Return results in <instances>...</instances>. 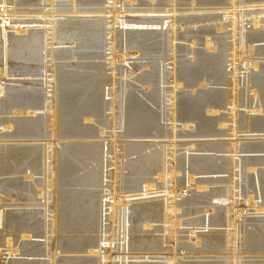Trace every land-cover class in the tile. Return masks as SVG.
Instances as JSON below:
<instances>
[{"label": "rangeland", "instance_id": "374dc122", "mask_svg": "<svg viewBox=\"0 0 264 264\" xmlns=\"http://www.w3.org/2000/svg\"><path fill=\"white\" fill-rule=\"evenodd\" d=\"M0 1H2V0H0ZM11 1L12 0H8V4L10 3L9 5H7L8 10L9 9L13 10V8L11 7L12 6ZM22 1H26V0H22ZM53 1H55L54 2L55 5H59V4L62 5V6L59 5V7H57V10L59 8H63L64 4H65L64 6H66V7L68 4H69L68 7L71 5V0L70 1L69 0H43V1L42 0H33L32 4L34 7L38 6L37 8H34V9H36V10L37 9H43L45 11V9H48V10L50 9V5L53 4ZM224 1H225L224 2L225 5H221V4H218V5L217 4L216 5L215 4H213V5H201L199 3L200 0H175V1H173L174 3H176L175 9L177 10L176 15L178 18L177 23H176L175 35H174V39H175L174 43L176 44L175 54H173V51H172L173 48L171 47L173 44L172 38H171L172 37V29H173L172 21H171V19H169L167 17V16H170L171 14L166 15V13L164 12L163 14H165V15L160 16L164 19H167L166 20L167 24L165 23V26H164L165 28H164V32L162 34V38L160 40H157L154 42L151 41L150 43H147L150 46H154V45L161 42L162 43L161 49L160 50L157 49L156 51L152 50L149 52V51H145V50H141V51L139 50L138 51L135 49H130V48L128 49V47H127L128 42L127 41H129V39H131L135 36L138 37L137 34H139V36H146L147 34L153 32L155 29H154V26H151V22L154 20V18L159 17V16H157V15H153V16L152 15L151 16L150 15H137V13H127L125 15V17L127 19H129V21L130 20L133 21V23H126L125 26L123 27L121 24L118 25L121 21L119 22V19H116V23H117V25H115V30H116L115 49H116V51H115L114 56L109 51V49L111 48V40H110L111 36H103V38H102L103 44L101 43L100 45H97V44H95V45L88 44L87 46L84 44H75L74 45V44H72L71 41H55V44H58L59 42L63 43L61 45H55V48L58 49L57 52L59 53V55H57L56 56L57 58H55V59L58 61L55 60L56 62L52 63L51 62L52 58L48 57L47 60L50 61V63L48 64V68H46L47 65H45V61H44L38 65V71L33 72L35 75H33V76L14 75V76H12L14 78L8 77L7 81H20V82H23V84L22 85L20 84L19 87H22V88L27 87L30 89L33 88L32 90L36 91L35 94L39 98L38 99L39 101L37 100L38 101L37 103L42 104V106H45L47 102H51V99H52L51 94L53 93L52 89L50 88L51 85L46 84V82L49 81L50 78L48 80H46L45 75L46 76L51 75L50 73L53 70V65H55V70L60 77H63V76L64 77H72V78H76V79L81 80L80 83L71 84L72 87H70L69 86L70 84H68L66 87L68 89H70V91L68 89L65 90V88L63 86L59 87L60 92H59V90L56 91L57 92L56 103L58 104V107L61 108L62 112L64 111V108L62 110V107H64V106L66 107L68 104V100L70 99L72 94H75L77 92L74 89H80L83 92V94L85 95L86 90H83L81 84L86 85V84L91 83V82H100L99 88L90 87V89L87 91V93L90 96V100H92V96H93L94 99L97 100L99 105L102 107V110L100 111V116L94 120V122H93L94 125L91 124V127L92 128L94 127V129H97L99 127V124H98L99 122L102 124H105L107 126V127H105L106 133H104L103 135H100L101 137L98 134L99 138H97L94 141H100L101 140L100 142L109 143V147H111V148L115 147L116 151L118 152V153H116L118 156L115 154L116 158H117V160H116L117 164L115 167H111V164H112L111 158H112L113 154L110 153L109 156L106 155L108 157L104 156V158H105L104 162H105V166L107 169L106 173H105L106 180L104 182V185L98 189V190H100V192H102V193H100V194H102L101 196L103 198L105 197L106 199H108L110 201L112 200V197H111L112 190H113L112 187L116 188L115 191H113V193H116V192L118 193V192H121L122 184L125 183V182H123V180L120 176L122 173V170H121L122 169V162H124V164L127 166V163L134 162L138 158V156L133 155V156L127 157V159L126 158L122 159L123 153L120 152V146H121L122 140L127 141V142H134V141L139 142L140 141L142 143L151 144V145H149L151 147L148 148L146 151H144L142 153V155H150L153 152L156 154H159L162 151H165V149L163 150V149L159 148L158 146L153 147V144L155 142H166V143L168 142V144L169 143L172 144L173 140L175 139L173 137L174 132H176V134H175L176 142L174 140V142L176 144H179V143L186 144V143H190V142H194V141L197 142L198 145L196 147V150H200V151L190 152V155L208 156L206 159L210 158V160L212 162H215V164L219 168V169L213 170V171L214 172L216 171L219 173L197 174L195 176L196 181H195V184L193 185L194 187L192 186L193 188L191 189V191H193V192H189V194L184 193L183 194L184 197L182 195L178 196V198L180 199V200L179 199L178 200L180 202L183 201L184 203H187V202H189L186 200L188 197H193V196L201 197V196L205 195L206 193L204 191L198 190L197 188H202L201 186L205 187V185H206V186H209L208 189L210 191L218 190V192L220 194L225 196V197H222V202L217 201V200L207 201L213 205H216L214 212L211 214L210 217L208 215H206V213L204 212L205 211V205L194 204V205L184 206L183 208H181L179 213L177 212V214L179 215L178 220L181 222V225L176 227V229H178V230H176L177 232L174 233L177 237V240H178V241L175 240L176 242L174 241V238H172L174 234H173V232H171L172 231V228L170 227V226H172L171 222L166 223L167 225L165 223H161V222H155V223H151V224L148 223L151 226V228H146L145 223L140 224L138 226L140 233L137 236L156 237V238L166 236L167 237V244H163V248H174L175 243H178V244L181 243V244L189 245L190 247H193L194 249H198L202 246V243H203L202 237H200V235L201 236L218 235V233H221V232H223V234H225L228 230L229 231L235 230L236 232H238L239 230L240 231L243 230L244 233L241 234V238H240V235L237 234V239L240 238L241 240L237 241L235 247L231 246L230 249H227V251L225 250L224 253L227 252L225 255H224V253L221 254V256H223V259L220 258L218 260L217 259L218 255L216 256L214 254H208L209 255L208 256L205 253L204 254L203 253L202 254L201 253H195V254L191 255L190 253H185L186 251H180L179 250L181 253L178 251V254H179L178 260L179 261L180 260L181 261H187L188 263L192 262V261H196V262H199L201 264H206V263L218 264L219 261H220V264H264V255L262 256V253H259V252H256L257 254L256 253H247V252L239 253V251H241L239 249H241V248H239V246H237L238 244H242V242L244 243L243 240H246L244 238L245 237L244 234L246 233L247 230L250 233H251V231L252 232L254 231V233H255V229H254L255 225H264V223L260 222V220L261 221L264 220V212L258 211L261 209L264 210V199H261L259 193L257 195L254 193V187H252L251 180L248 178L249 177L248 176L249 171L246 170L244 162H243L242 167H240L239 169H236L234 171H232L233 167L231 166L232 165V159H233L232 151H234V149H236V147L234 149H232L233 145H231V144L233 141H236V139L237 140L240 139V140H245L247 142H251V141L253 142V140H257V138H259L260 140H262V139L264 140V132H253V133L247 132L246 133L247 129L245 127V125H246L245 119L247 118L248 115H252L253 117L256 116L260 119L264 118V111L261 114H257L258 116L253 114V111L256 109V107H258V105H261L262 110H264V55L257 54L258 53L257 51L259 49L264 48V40L262 39V40H259L257 42H254V43L247 42V39H249L253 33L264 34V0H236V5H235L236 9H234V10L231 9L234 6L232 4L231 0H229V1L224 0ZM16 2L18 3L17 0H16ZM173 2H172V0H114V1H112V0H76V3L78 5L77 7L79 10H82L84 8H85V10L86 9L96 10L97 9L98 11L102 12L101 15L100 14H98V15L97 14H94V15H92V14H85V15L81 14V16L78 15L79 17L78 16L74 17L73 15H69V16L64 17L62 19H59V21L85 20V19L86 20H92L93 18H94V20H97L99 18V19L103 20L104 22L110 23V22H112L113 19L108 18L111 15H109V16L106 15L107 9H108V11L112 10V8H114L115 10L117 9V11H118L117 13H119L121 11L122 12H124V11L134 12V11H138L141 9L142 10H152V9H154V7L159 8L160 10H170V8L173 9V6H172ZM154 5H156V6H154ZM193 5H194V8L192 9ZM27 6H30V5H24V4L19 5V3H18L19 8H17V10L19 11V9H20V12H23V13L27 12V10L25 11V9H29ZM1 7L3 8L2 4H1ZM226 9H229V10L226 11ZM103 10H105V11H103ZM226 12H229L230 15L232 13L233 14L231 16H229V15L227 16ZM103 13H105V14H103ZM25 14H27V13H25ZM25 14L22 15L23 17L22 16H20L18 18L16 17L15 20L12 19L13 22H11V21L7 22V24H6V26L8 28L7 32H8V35L10 37H13V36L14 37H18V36L20 37V35H21V37H26V36H29L30 33L32 34V33L37 32V30L39 31V30L47 29V27L49 28V25H47L45 23L46 20H44L42 18L27 19V17H24ZM132 14H134V15H132ZM243 14L245 15V17L242 18L241 16ZM233 15H235V16L233 17ZM255 18L258 19V21H259L258 26L254 25ZM14 21L15 22L17 21L16 22L17 24ZM187 21L189 23H187ZM18 22H21V23H18ZM234 22H235V24H234ZM108 26L111 27V24H109ZM241 26H242V28H241ZM235 28H236V30H235ZM19 29H21V30L24 29L25 31L27 30V32L24 34L16 33L15 30H19ZM234 34H236V36H234ZM239 36H241L242 39H243V36L246 37V45L243 47H240V45H239V41H238ZM203 38H208V39L213 38V40L217 39V41H218L217 43H220V44H215L214 49H212L211 48L212 46L210 44H201L199 42V40H201ZM123 39H124V42H123ZM74 47L77 50H75ZM234 47H235V49H234ZM250 47L254 48L252 53L249 51ZM86 49H88V50H86ZM127 49L129 50V53H132V56L127 58V60L125 62H123V59H121L120 56L122 55L123 52H126ZM82 50H85V51H82ZM167 50H168V52H167ZM88 51H90V52L88 53ZM233 51H235L237 53L236 54V63H235V66H236L235 69L237 68L236 69L237 70V72H236L237 83L234 85V87L232 84V66H231V61L233 60L232 59ZM221 52L224 53V58H225L224 59V65H222V67H221L222 68L221 71H222V74L224 76L223 79L225 80V84L221 85V86L208 85V89L209 88H221L222 89L221 92L225 98L222 99L221 108L218 109L219 111L217 114L210 113L208 115L207 111H210V109L208 110L206 108H203L201 111L198 110V111L194 112V110H192L194 105H195L194 103L198 102L200 100V96H201L200 94H202L199 91H201V89H205V87L196 86V87H190L189 88L187 85L185 86V83H183L182 81L179 80V78H180L179 75H181V71L183 69H187V70L189 69L190 71L193 69V70L198 71V69H197L198 60L197 59H199L198 55H201V53L203 55L213 56V55H219V54H221ZM173 55H175V60L173 59ZM240 56H241V58H240ZM112 58H115L113 60V61H115V67H114V69H115L114 76L115 77H114V79H113V70H112L113 67L110 65V63H111L110 61H112ZM253 60H254V62H253ZM249 61H252L253 64L255 63L257 65V68L254 67L255 68L254 69L253 66H251L250 69L248 66H247L248 67L247 68L246 65L249 63ZM15 66H17V65L14 64L12 66L13 72L15 70L20 71V67L16 68ZM173 66L175 68L174 69L175 70V78H173V76H172ZM3 67H4V62H2V63L0 62V69ZM184 67H186V68H184ZM67 69L70 71H68ZM45 70H49L48 74H45L46 73ZM13 74L14 73H11L10 75H13ZM111 78H112V80H111ZM174 79H177L178 80L177 82H180L183 86V87L182 86L180 87L182 89H176L177 91H175L176 92L175 93L176 119L178 120V121H176L175 124L177 126L173 123V121L171 119V118H173L172 113H173V109H174L173 108V101L171 100L172 96H173L172 91L175 90L173 87V85H174L173 80ZM113 81L115 82V86H114L113 92L110 93V90H111L110 88H112V87L110 85L108 86V84H110V83L112 84ZM107 82H109V83H107ZM229 82H231L232 86L228 85ZM101 83H102V85H101ZM232 90L235 91V95L238 99L236 110L238 111V114H239L238 115L239 121H238L237 127H236L237 133H235L236 134L235 136H234L233 130H232L236 126L233 123V115H232L233 113L231 112L232 111V105H229V100L227 99L228 96L233 95ZM25 91H27V90H25ZM254 91H256L258 93V96H259V97H257L258 98L257 101L255 100V97H254ZM63 93L65 94L66 97H64ZM107 94H109L110 96H108ZM157 94H159V97H157ZM62 95H63V97H61ZM8 96H9L8 93L6 95H3L1 97V100L2 101L6 100ZM49 98H50V100H49ZM130 98H133V101L131 103L136 102V103L141 104V107H140L141 110L139 109L140 111L138 112L139 114L137 115V118H136V120L139 119V121L137 120V124L135 125V128H137V127L142 128L143 127L142 129L145 130L143 133L140 134V135H142L141 138H125V137H123L125 134V127H126L125 124H126V120H127L126 118L128 116H130V114H131L130 109L133 106V105L131 106V104L128 100ZM104 99L106 101H109L110 103H112L110 106V110L109 109L106 110V107H105L106 104H105ZM8 100L5 101V104L8 102ZM26 100L27 99H24V102H27ZM70 101H69V103H70ZM32 102L36 103V100L33 99ZM85 102L86 101L84 100L82 103H85ZM18 103L15 104V106H17V105L20 106L22 104H25V103H23V100L19 101ZM102 104H104V105H102ZM11 105L12 104H10V106ZM12 106H14V105H12ZM126 106H127V108H126ZM50 107H51V105H50ZM111 107H114L113 111H111ZM128 108L130 111L128 110ZM126 109L128 111L127 115H126ZM4 110H2V113H0V121H1L0 124L4 123L5 122L4 120H6V119L14 120L18 124L24 123V122H27L28 121L27 118L30 117L25 111H23L22 114H16L15 112H13L14 109H12V110L8 109L9 110L8 112H6ZM38 111H37L38 116L39 117L41 116V117H43V119H46V116H45L47 113L46 109L38 110ZM193 114L196 115V117L199 120L203 119L206 121L208 119L212 122L215 121V124H212L210 126V128L207 129V131H203V132H201L202 130L199 129L198 124L195 122H194V125L192 123H190L189 127L186 129L182 128V125L184 126L183 121L189 119L188 118L189 115H191V117H192ZM261 115H262V117H261ZM37 118H34L32 120H37ZM151 118H153V119H151ZM48 119H50V118H48ZM103 119H105L106 121ZM218 119H221L223 121L216 123V120H218ZM25 120H27V121H25ZM192 120H195V119H192ZM70 121H74V120L70 119L69 122ZM43 122H44V120H43ZM60 122H62L63 124L66 123L64 118L62 120H60ZM80 122L82 124H85L83 118L80 120ZM140 123H141V125H140ZM198 123H199V121H198ZM219 123L220 124L223 123V124H225V126L220 127L218 125ZM44 126H45V124L43 125V127ZM174 127H175V129H173ZM259 129H261V128H258V130ZM48 131H49L48 133L50 134L51 129ZM19 132H20V130L18 129L17 125H16V127L14 126L13 129L8 130V131H4L3 125H1L0 126V137H3L4 135L7 134L6 135L7 138H2L3 140L0 139V142L2 144H18V143L19 144H27L31 141L28 139L22 140V139H18V138L17 139L12 138L16 134L18 135ZM43 133L44 134H42V135H45V133H46L45 130ZM253 136H257V137H253ZM42 138H44V139H42ZM40 139L49 140V141L51 140V138L45 139V137H41ZM114 139H116V140H114ZM114 141H116L117 143H114ZM25 142H27V143H25ZM43 142H45V141H43ZM62 142H64V141H62ZM259 144H261V143L259 142ZM206 145H210L213 149L215 148V150L216 149L217 150L213 151V152L212 151H206L205 152V150H206L205 146ZM185 146H186V148H185ZM236 146H237V152H240V150H238L239 146L238 145H236ZM106 147H105V151L107 153L108 148H106ZM178 147H176V148H174L172 146H169V148L167 147L165 155H167L166 159L167 160L169 159L171 161L173 159V153H174L173 150H176V149L180 150L179 151L180 154L178 153L179 154L178 155V161L181 162L180 159L182 160V162L180 163V169H182V174L180 175V178L183 176V174H184V177H187L188 175L186 176V174H189V172H192L195 170H197L198 172L201 171V173H203V170L201 168L199 169L197 166H195L196 164H194L195 162H193L192 159H189L188 156L184 155V152H185L184 149L192 148V147H188V145H180ZM219 147H221V148H219ZM257 153H253V154L252 153H244V152L243 153L242 152L237 153V157L235 159L240 160V158H241V160H242V158L245 159V157H254V156L264 157V153L259 152V155ZM58 155H59V153L57 154V156ZM215 156L219 157L221 159H224L223 160L224 163L222 160L220 161V160L215 159ZM170 158H172V159H170ZM141 159L145 160L144 157L143 158L141 157ZM51 160L52 161L50 162V165L52 166L51 163H53V159H51ZM129 160H131V161L129 162ZM183 163H184V165H183ZM181 164L184 167L181 166ZM189 164H191V165H189ZM92 165L95 166L96 164H92ZM90 168L92 169L91 166L89 167V170H91ZM258 169H260V171H264V165L259 166ZM234 172L238 173V177H234ZM123 173L127 177L130 174L127 170L124 171ZM79 174L83 175V172H79ZM4 178H7V177L0 176V181H1V179H4ZM180 178L178 180L179 184H177V186H176L177 191H179L182 188L181 183H182L183 177L181 179ZM219 179L223 180V182H218V183L213 182L214 184L212 182L209 184L203 183L207 180L208 181H212V180L217 181ZM152 180L156 181L155 183L157 184V191L158 192L165 191V187H167V186H169L170 189H173L172 187L174 185L172 183L167 184L166 177H165L164 181L159 182L157 175L154 174L152 176ZM180 180H181V182H180ZM234 182L237 185L234 184ZM77 185H78V189L74 188V191H76V192L81 191V192H83L82 194L85 193L86 195H89L90 192H88L87 190H92L91 187H87V186L83 187V186H79V184H77ZM234 187H235V189H234ZM258 187H259V185H258ZM50 191L52 192V190H50ZM258 191H259V189H258ZM7 192H9V193L6 194ZM207 192H209V191L207 190ZM164 194L165 193L153 195V196H148V198L150 199V198H153L155 196L156 197L157 196H164ZM24 195H25L24 193H20L18 191H14V192L6 191L5 192V190L0 188V233L2 234V231H3V226H2L3 225V216L7 215V213H10V215L15 213V214L20 215V216L22 214L27 213L29 215L31 214L30 216H34V218H36V219H34V221L32 220V222L35 223V221H36V223H37V224L35 223L36 227L42 228V233L37 234V235H33L32 233H31V235L28 234L27 236H30V238L25 239V241L24 240L21 241V243H23V244L24 243H33L35 245H39L40 246L39 249H41L42 252L43 253L45 252V253H44V258L41 257V258H37V259L49 260L52 258L50 253L53 252L54 243L52 242V240H54L55 236H56V239H58L59 237L67 238V237H78L79 236V238H81V241H83V242L89 240L90 242L95 243L96 245L99 244L98 246L100 247L99 248L100 254H103V255L106 254L109 256L108 260H99V259L94 258V261L92 263L88 262V264L89 263L90 264H118V263L121 264L122 260L120 261L118 256L122 257V255L126 256V258L123 260L124 264H168V261H169L168 259L165 260V259L131 258V257H134V255H133V253L128 251V247L124 251H123V249L122 250L120 249V251L119 250L117 251L116 248H114L111 253H108V249L111 245H113V247L114 246L119 247V245L123 246V245H125L126 241H128L130 239V237L129 238L127 237L125 239V237L123 235V231H122L123 229L119 227L121 220L119 221L118 217L114 220L115 222L113 224L108 222L107 225L104 226V229H101V227H99L104 222V220L102 222H100L101 217H98V219H97V222L98 221L100 222V223L98 222L99 226H97L98 225L97 222H96V225L89 222L88 223L89 225L87 224L88 225L87 228H85V226L83 224H81V225L78 224L76 226V224H74L75 221H71V226H70V224H68V225L65 224L62 226L63 223H59V227H58L59 233L54 234V226H53L54 225L53 224V220H54L53 206L54 205L52 206V201L51 200L48 201L50 204L49 205L50 208L48 207L49 212H47L45 210V208H43V205L45 206L46 201L41 198L42 196L40 198H38V200H39L38 201V200H35V198L32 196L30 197V195H27V194L25 196ZM129 195H132V193H126L125 192V193H123L122 197H128ZM249 197H252L253 203H256L257 206L255 208L250 207L249 204L246 203L247 200L249 199ZM26 198H28V200ZM137 198L133 197L132 199L131 198L124 199L125 223L128 222V218L129 219L133 218L132 211H134L135 209H139V207L134 206L131 203H130V205L128 204L129 201H132V200L137 199ZM25 199L28 202H26ZM223 199H225V200H223ZM108 200H106V201L109 202ZM233 202H235V205H234L235 209L234 210L232 208ZM118 206H120V205H118ZM28 207H30V208H28ZM259 208H261V209H259ZM187 211L188 212L190 211V213L188 215H186ZM110 212H111V206H110V204H107L105 207V213L108 214ZM228 212H229V214H228ZM219 214H222L225 216V222L223 223V225L212 224V225H209V227L207 226V228H206L205 226H203L201 224H197L195 222L196 220H198L200 218H204L205 216H206V220L208 222V220L211 219V217L217 216ZM228 217L230 218L229 221H227ZM5 219H6V216H5ZM233 223L235 224L234 228L231 226ZM127 225H126V227L128 229L130 225H128V226ZM63 227H65V228H63ZM71 228L72 229L78 228V229L74 230L75 232H73V233H71V232L66 233L65 232L66 229H68V230L70 229V231H71ZM118 228H120V229H118ZM163 228H168L170 231H167V230L163 231ZM99 230H101L103 233L100 232ZM118 230H120V231H118ZM124 232H126V228H124ZM127 233H128V230H127ZM250 233H248V234H250ZM35 236H37V237H35ZM125 236H126V234H125ZM169 238H170V240H169ZM242 238H243V240H242ZM0 240H1L0 241V261H2V260L8 261V262H18L19 261L21 263V262H24L30 258V257H27L26 255H23L22 250H20V252L17 254L11 255L8 251V247L6 246V243H5L6 241H3L2 239H0ZM168 240L171 241L170 244H168L169 243ZM199 240L201 241V243L199 244L200 246L198 247L197 243L199 242ZM31 241H33V242H31ZM58 241H59L58 245L56 244V248L58 249V252H57L58 253V260H57L58 262L56 264H58V263L59 264H69L70 260H67L65 258L68 256L70 258L71 257H82V256L85 258L86 257H92V256H89V254L85 250H84L85 252L83 251L82 253L81 252L75 253L72 251L68 252L70 250H64V249H67V247L61 244L64 241L63 240H58ZM196 241H197V243H196ZM17 243H18V241H17ZM65 245L70 246V244L68 242L67 243L65 242ZM234 248H236V250H234ZM61 251H63V252H61ZM124 252H125V254H124ZM45 254H46V256H45ZM199 254H201V255H199ZM254 254H256V255H254ZM143 255L141 253H137L136 256L146 257L145 254H143ZM165 255L167 256V254H165ZM257 255H259V256H257ZM147 256H151V255H147ZM155 256H157V255H155ZM158 256L166 257L164 255H158ZM170 256L175 257L174 255H169V257ZM182 256L183 257L185 256V258H181ZM128 257H130V258L128 259ZM202 257H205V258L203 259ZM60 258H61V260H60ZM63 258H65L67 261H65ZM187 258H188V260H187ZM201 258H202V261H201ZM211 262H213V263H211ZM18 263H15V264H18ZM80 264H82V263H80ZM84 264H87V263H84Z\"/></svg>", "mask_w": 264, "mask_h": 264}, {"label": "bare ground", "instance_id": "6f19581e", "mask_svg": "<svg viewBox=\"0 0 264 264\" xmlns=\"http://www.w3.org/2000/svg\"><path fill=\"white\" fill-rule=\"evenodd\" d=\"M17 1H18L19 5L20 4L30 5V6H27L29 9H25V11L27 10V12L23 13V12H20V9H19V11L17 10V8H19V7H18V3L16 2V0L11 1V4H12L11 7L13 8V10L7 9L8 8L7 5L10 4V3L8 4V0L0 1V3L3 6V8H2L1 4H0V9H1L0 10V60H1L0 62L1 63L4 62V67L0 69V113H2V110H4V109H5L4 111H6V112H8L10 109L11 110L14 109L13 112H15L16 114H22L23 111H25L30 117L27 116L28 121L25 120L27 122L19 123V124L16 123L14 120L6 119V120H4L5 121L4 123L0 124V126L3 125V130L8 131V130L13 129V127L14 126L16 127V125H17L20 132L18 135L16 134L12 138H15V139L18 138V139H22V140L28 139L31 141L29 143L25 142L27 144H19V143L18 144H2L0 142V176L7 177L4 179H1L0 188L5 190V192L6 191H12V192L18 191L20 193H24L25 195L26 194L30 195V197L31 196L34 197L35 200H38V198H40L42 196L41 198L46 201L45 206L43 205V208H45V210L47 212H49L48 209L50 208L49 207L50 204L48 201L51 200L52 206L54 205L53 206V209H54V211H53V213H54V220H53L54 234L59 233V231H58L59 223H63L62 226L65 224H67V225L70 224V226H71V221H75L74 224H76V226L78 224L79 225L83 224L85 226V228H87V226L89 225L88 224L89 222L96 225L98 217H101L100 222H102L103 220H104V222L101 224V226H99V224H98L99 221H98L97 226L101 227V229H104V226L107 225L108 222L113 224L115 222L114 220L118 217L119 221L121 220L119 227L123 229L122 231H123V235H124L125 239L127 237L128 238L130 237V239L128 241H126L125 245H123V246L119 245V247L118 246L113 247V245H111L108 249V253H111L114 248H116L117 251L118 250L120 251V249L121 250L123 249V251H124L128 247V251L133 253V255H134V257H131V258L165 259V260L168 259L169 260L168 264H192V263L193 264H201V263L196 262V261H192L189 263L187 261H181V260L179 261L178 260V257H179L178 251L179 250L180 251H186L185 253H190L191 255H193L195 253H201V254L205 253L207 255L208 254H214L216 256L218 255L217 256L218 260L220 258L223 259V256H221V254H223L225 252V250L227 251V249H230L231 246L235 247L237 241L241 240L240 239L241 234L244 233L243 230L242 231L239 230L240 232L239 231L236 232L235 230H232V231L228 230L226 233L224 232L225 234H223V232H221V233H218V235H208V236H201L200 235V237H202L203 243H202V246L200 248H198L200 246L199 244L201 243V241L199 240L198 243L196 241V243L198 244L197 245L198 249H194L193 247H190L189 245L181 244V243L180 244L175 243L174 248H163V244H167V237L166 236L158 237V238L137 236L140 233L139 229H138V226L140 224L145 223L146 228H151V226L149 224L155 223V222H161V223H165V224L171 222V224H172V226H170L172 228L171 232H173V234H174L177 232L176 230H178V229H176V227L181 225V222L178 220L179 215L177 214V212L179 213L181 208H183L184 206L194 205V204L205 205V211L204 212L206 213V215H208L210 217L211 214L214 212L216 205H213L207 201L217 200V201L222 202V197H225V196L220 194L218 192V190L210 191L208 189L209 186H206V185H205V187L201 186L202 188H197L198 190L204 191L206 193L205 195H203L201 197H198V196L188 197L186 200L189 202H187V203H184L183 201L182 202L179 201L180 199L178 198V196H181V195L183 196L184 193L189 194V192H193V191H191V189L194 187L193 185L195 184V181H196L195 176L197 174L219 173V172L213 171V170H217L219 168L215 164V162H212L210 160V158L206 159L208 156L190 155V152L200 151V150H196V147L198 145L197 142L194 141V142H190V143H186V144H181V143L176 144L175 143L176 142V140H175L176 139V136H175L176 132H174L173 137L175 139L174 138L173 139L175 140V142L173 140L172 144H170V143L168 144V142L167 143L166 142H155L153 144V147L158 146L159 148H161L163 150L165 149V151H162V152L160 151L161 153H159V154H156L153 152L150 155H142V153L144 151H146L148 148L151 147V146H149L151 144L142 143L140 141L135 142L133 139L132 140L134 142H127V141L122 140V143L120 146V152L123 153L122 159H124V158L127 159V157L133 156V155L138 156L139 159L137 158L136 161L131 162V163H127V166L124 164V162H122V169H121L122 173L120 176H121L123 182H125V183L122 184L121 192H118L119 194L117 192L113 193V191H115L116 188L112 187L113 188L112 195H111V197H112L111 201L112 202L104 197L106 200L109 201V202H107L101 196L102 194H100V193H102V192H100V190H98L100 187H102L104 185V182L106 180L105 173H106L107 169H106L105 162H104V160H105L104 156H106V155L109 156L110 153L113 154V156L111 158L112 159L111 167H115L117 164V161H116L117 160V158H116L117 154L116 153H118V152L116 151L115 147H114L115 149L113 147L112 148L109 147V143L100 142L101 140L100 141H94L97 138H99L98 134L100 136V135H103L104 133H106L105 127H107V126L105 124H102L99 122L98 123L99 127L97 129H94V127L93 128L91 127V124L94 125L93 124L94 120L100 116V111L102 110V107L99 105L98 101L94 99L93 96H92V100H90V96L87 93V91L90 89V87L99 88L100 82H91V83H88L86 85L81 84L83 90H86L85 95L83 94V92L80 89H74L77 92L75 94H72V96L68 100V104L66 107L61 106L62 110L64 108V111L62 112L61 108L58 107V104L56 103V96H57L56 91L59 90V87H61V86H63L65 88V90H67L68 88L66 86L68 84H70L69 86L72 87L71 84L80 83L81 80L76 79V78H72V77H64V76L60 77L55 70V65H53V70L50 73L51 75H48V76L45 75L46 80H48L50 78V80L47 81L46 84H50L51 85L50 88L53 91V93L51 94L52 95L51 102H47L45 106H42V104L37 103L39 101L38 100L39 98L35 94L36 91L32 90L33 88L30 89V88L26 87L27 88L26 89V88L19 87L20 84L21 85L23 84V82H20V81H7L8 77L14 78V77H12L14 75H23V76L24 75L25 76L35 75L33 72L38 71V65L44 61H45V65H47L46 68H48V64L50 63V61L47 60L48 57L52 58V61H51L52 63L58 61L55 59V58H57L56 56L59 55V53L57 52L58 49L55 48V45H61L63 43L59 42L58 44H55V41H71L72 44H74V45L75 44H84L86 46L88 44L100 45L102 43L103 36H111L110 37L111 38L110 39L111 40V48L109 49V51L114 56L115 51H116V49H115V43H116L115 25H117L116 19H119V22L121 21L118 25L121 24L123 27L125 26L126 23H133V21H131V20L129 21V19H127L125 17V15L127 13H137V15H150V16L151 15L152 16L157 15V16H159V17L154 18V20L151 22V26H154V29H155L153 32L147 34L146 36H139V34H137L138 37L135 36V37L129 39V41H127L128 42L127 43L128 49L130 48V49H135L138 51L139 50L140 51L145 50V51H149V52L152 50L156 51L157 49L158 50L161 49V44H162L161 42L154 45V46H150L147 43H150L151 41L154 42V41L160 40L162 38V34H163L164 28H165L164 26H165L167 19H164L160 16L165 15V14H163L164 12L166 13V15L171 14L170 16H167V17L169 19H171V21H172L173 29H172V37L171 38H172L173 44L171 47L173 48V50H172L173 54H175L176 44L174 43V41H175L174 35H175L176 23L178 20L177 15H176L177 10L175 9L176 3L173 2L175 0H172L173 9L170 8V10H160L159 8L154 7V9H152V10H142L141 9V10L134 11V12H127V11L122 12L121 11V12L117 13L118 12L117 9L115 10L114 8H112V10H110V11H108V9H107L106 15H108V16L111 15L108 18L113 19L112 22H110V23L104 22L103 20H101L99 18L97 20H94V18H93L92 20H86L85 19V20L59 21V19H62V18L67 17L69 15H73L74 17L78 16V15L81 16V14H83V15H85V14H92V15L100 14L101 15L102 12L98 11L97 9L96 10L86 9L85 10V8H84L82 10H79L77 7L78 5L76 3V0H71V5L69 7H68L69 4L67 5L68 8L66 6H64L65 5L64 4L63 8H59L58 10H57V7H59V5H61V4L55 5V3H54L55 1H53V4L50 5V9L49 10L45 9V11L43 9H37V10L34 9V8H37L38 6L37 7L33 6V4H32L33 0H26V1L17 0ZM112 1H114V0H112ZM231 1H232V4L234 5L231 9L234 10V9H236V6H235L236 0H231ZM224 2H225L224 0H200L199 3L201 5H213V4L225 5ZM154 6H156V5H154ZM193 8H194V5H193L192 9ZM227 10H229V9H226V11ZM103 11H105V10H103ZM22 13L23 14L27 13V14H25L26 16L24 15V17H27V19L42 18V19L46 20L45 23L47 25H49V28L47 27V29H43V30H39V31L37 30V32L32 33V34L30 33V35L26 36V37H21V35H20V37L19 36L18 37H14V36L10 37L8 35V32H7L8 28H7L6 24L8 21L13 22L12 19L15 20L16 17L18 18V17L22 16L23 15ZM226 13H227V16L228 15L231 16L233 14L232 13L230 15L229 12H226ZM103 14H105V13H103ZM132 15H134V14H132ZM234 16L235 15H233V17ZM241 17L243 18V17H245V15L243 14ZM18 23H21V22H18ZM187 23H189V22L187 21ZM109 24H111V27L108 26ZM234 24H235V22H234ZM254 25L255 26L259 25V21L256 18L254 20ZM241 28H242V26H241ZM235 30H236V28H235ZM15 31H16V33H20V34H24L27 32V30L25 31L24 29H22V30L19 29V30H15ZM234 36H236V34H234ZM262 39L264 40V34L253 33L250 36V38L247 39V42L254 43V42H257V41L262 40ZM238 41H239L240 47H243L246 45V37L245 36H243V39L241 38V36H239ZM123 42H124V39H123ZM199 42L201 44H210L212 46L211 47L212 49H214L215 44H220V43H217L218 42L217 39L213 40V38L212 39L203 38V39L199 40ZM74 49H75V47H74ZM128 49L126 50V52H123L122 55L120 56L121 59H123V62H125L127 60V58L132 56V53H129ZM234 49H235V47H234ZM75 50H77V49H75ZM86 50H88V49H86ZM253 50H254V48L250 47L249 51L251 53L253 52ZM82 51H85V50H82ZM89 52L90 51H88V53ZM167 52H168V50H167ZM257 52H258L257 54L264 55V48L259 49ZM236 54L237 53L235 51H233V54H232L233 60L231 61L233 87L237 83V78H236V75H237L236 69L237 68L235 69V67H236L235 66ZM198 57H199V59H197L198 60V67H197L198 71L193 70V69L191 71L189 69L188 70L183 69L184 71L182 70L181 75H179L180 76L179 80L182 81L183 83H185V86L187 85L189 88L190 87H196V86L205 87V89H201V91H199L202 94H200L201 95L200 100L198 102L194 103L195 105L192 109V110H194V112L198 111V110L201 111L203 108H206L208 110L210 109V111L206 110L208 112V115L210 113L217 114L219 111L218 109L221 108L222 99H224L225 97L223 96V94L221 92V90H222L221 88H209L208 89V85L221 86V85L225 84V80L223 79L224 76H223L222 71H221V69H222L221 67H222V65H224V59H225L224 53L221 52V54L213 55V56L203 55L201 53V55H198ZM240 58H241V56H240ZM114 59L115 58H112V61H110L111 62L110 65L113 67V69H112L113 70V79L115 77L114 76L115 61H113ZM173 59L175 60V55H173ZM253 62H254V60H253ZM12 64L13 65L16 64L17 65V66H15L16 68L20 67V71L15 70L13 72V70H12L13 65ZM174 66L172 68L173 78H175ZM247 66L249 67V69L251 66H253V68L254 67L257 68V65L255 63L253 64L252 61H249V63L246 65V67ZM184 68H186V67H184ZM45 71H46L45 74H48L49 70H45ZM68 71H70V70H68ZM11 73H14V74L10 75ZM111 80H112V78H111ZM173 81H174L173 87L175 90H173V91L171 90L173 92V96H172V99L171 98L170 99L173 101V108H174L173 113H172L173 118H171V119H172L173 123L175 124L176 121H178L176 119V108H175V104H176L175 103V93L176 92L175 91H177L176 89H182V88H180L182 86V84L180 82H177L178 81L177 79H174ZM107 83H109V82H107ZM112 84L111 83L108 84V86L110 85L112 87V88H110L111 90L109 89L110 93L113 92V90H114L115 82L113 81ZM232 84H231V82L228 83V85H231V86H232ZM101 85H102V83H101ZM25 90H27V91H25ZM68 90L70 91V89H68ZM59 92H60V90H59ZM7 93L9 94V96L7 97L6 100L2 101L1 97L3 95H6ZM232 94L233 95L228 96L227 99L229 100V105H232V111L231 112L233 113L232 114L233 115V123L236 125L232 130H233V134L235 136L236 135L235 133H237L236 132L237 131V129H236L237 123L239 121L238 120L239 114H238V111L236 110L238 99L235 95L234 90H232ZM107 95L110 96L109 94H107ZM61 97H63V95ZM64 97H66L65 94H64ZM157 97H159V94H157ZM254 97H255V100L257 101V99H258L257 97H259V96H258V93L256 91H254ZM50 98H49V100H50ZM24 99H27L26 100L27 102H24ZM33 99L36 100V103L32 102ZM7 100H8V102L5 104V101H7ZM22 100H23V103H25V104H22L20 106H18V105L15 106V104H17L19 101H22ZM84 100L86 102L82 103ZM128 100H129L131 106L132 105L133 106L130 109L131 110L130 116H128V117L126 116L127 120L125 119L126 120V124H125L126 127H125V134L123 137H125V138H141L142 135H140V134L143 133L145 130L142 129L143 127L142 128H139V127L135 128V125L137 124V120L139 121V119L136 120V118H137V115L139 114L138 112L141 110L140 109L141 104L136 103V102L135 103L133 102L134 104L131 103L133 101V98H130ZM69 101H70V103H69ZM10 104H12L14 106H12V105L10 106ZM49 104L51 105V107ZM105 104H106V106H105L106 110H108V109L110 110V106L112 103L105 100ZM102 105H104V104H102ZM126 108H127V106H126ZM129 108H128V110H129ZM44 109H46V112H47L45 115L46 119H43V117H41V116L39 117L37 114L38 110H44ZM113 110H114V107H111V111H113ZM263 111L264 110H262V106L258 105V107H256V109L253 111V114H255V115L261 114ZM127 113H128V111L126 109V115H127ZM261 117H262V115H261ZM34 118H37V120H32ZM48 118H50V119H48ZM63 118L66 122L65 124L60 122V120H62ZM82 118H83L85 124H82L80 122V120ZM188 118L189 119L183 121L184 126L182 125V128H184V129L188 128L190 123H192L194 125V122H195L198 124L199 129L202 130L201 132H203V131H207V129L210 128V126L212 124H215V121L212 122L208 119L206 121L203 119L199 120L196 117V115H194V114L192 115V117H191V115H189ZM70 119L74 120V121L69 122ZM151 119H153V118H151ZM192 119H195V120H192ZM43 120H44V122H43ZM103 120H105V119H103ZM198 121H199V123H198ZM222 121L223 120L218 119V120H216V123L222 122ZM245 122H246L245 127L247 129L246 133L247 132L248 133H250V132H252V133L253 132H264V118L260 119L256 116L253 117L252 115H248L247 118L245 119ZM44 124H45V126H44L45 128L43 127ZM140 125H141V123H140ZM218 125L220 127L225 126V124H223V123H221V124L219 123ZM175 127L173 129H175ZM258 128H261L262 130L261 129L258 130ZM50 129H51V132L49 134L48 130H50ZM44 130L46 133H45V135H42V134H44L43 133ZM6 135H4L3 137H0V139L7 138ZM39 137L40 138L45 137V139L51 138V140L50 141L49 140H42L44 138L40 139ZM253 137H257V136H253ZM116 139H114V140H116ZM239 140L236 139V141H233L231 144V145H233L232 149H234L236 147V149H234V151H232V154H233L232 165H231L233 167L232 171L242 167L243 162H244L246 170L249 171V172L247 171L248 176H249L248 178L251 180L252 187H254V193L256 195L259 193L261 199H264V195H263L264 194V192H263L264 191V171H260V169H258L259 166L264 165V157L254 156V157H245V159L242 158V160H241V158H240V160L235 159L237 157V153H241V152L242 153L243 152L244 153H252V154L258 152L257 153L258 155H259V152L264 153V140L263 139L260 140L259 138H257V140H253V142L252 141L247 142L245 140L239 141ZM43 141H45V142H43ZM62 141H64V142H62ZM259 142L261 144H259ZM114 143H117V142L114 141ZM180 145H188V147H192V148L184 149L185 150L184 155L188 156L189 159H192L193 162H195L194 164H196L195 166H197L199 169L201 168L203 170V173H201V171L198 172L197 170H195V171L191 170L192 172H189V174H186V176L188 175L187 177H184V174H183V176H182L183 180L181 183L182 188L179 191H177L176 186H177V184H179L178 180L180 178V175L182 174V169H180V163L182 162V160L180 159L181 162L178 161V155L180 154L179 153L180 150H177V149L173 150V152H174L173 153V159L170 158V159H172L171 161L169 159L168 160L166 159L167 155H165L166 154L165 152L167 150V147L169 148V146L176 148ZM236 145L239 146L238 150H240V152H237V146ZM105 147L108 148L107 153L105 151ZM185 148H186V146H185ZM205 148H206L205 152L206 151H212L213 152V151L217 150V149L215 150V148L213 149L210 145H206ZM219 148H221V147H219ZM58 153H59V155L57 156ZM108 156H106V157H108ZM141 157L142 158L144 157L145 160L144 159L142 160ZM51 159H53V163H51L52 166L50 165V162L52 161ZM215 159L220 160V161L224 160V159H221V158L216 157V156H215ZM130 161L131 160H129V162ZM223 163H224V161H223ZM92 164H96V165L93 166ZM183 165H184V163H183ZM183 165L181 164V166H183ZM189 165H191V164H189ZM88 166L89 167L91 166L92 169L90 168L91 170H89ZM126 170L130 173L128 177L125 176L123 173ZM79 172H83V175L82 174L80 175ZM154 174L157 175L159 182L164 181L165 177H166L167 184L172 183L174 185L172 187L173 189H170L169 186H167V187H165V191L158 192L157 191V184L155 183L156 181L152 180V176ZM234 177H238V173L234 172ZM180 182H181V180H180ZM211 182L212 183L213 182L218 183V182H223V180H220V179L217 181H215V180L208 181L207 180L203 183L209 184ZM77 184H79V186H83V187H86V186L91 187L92 190H87L88 192H90L89 195H86L85 193L82 194L83 192H81V191H78V192L74 191V188L78 189ZM234 184H236V183L234 182ZM258 185H259V187H258ZM234 189H235V187H234ZM258 189H259V191H258ZM50 190H52V192ZM207 190L209 192H207ZM125 192L126 193H132V195H129L128 197H122L123 193H125ZM8 193L9 192H7L6 194H8ZM162 193H165L164 196H157V197L155 196V197L150 198V199L148 198V196L158 195V194H162ZM133 197H136V198L138 197V198L134 199L132 201H129L128 204L130 205V203H131L134 206L139 207V209H135L134 211H132L133 218H131V219L128 218V222L125 223L124 199H126V198L132 199ZM26 199L28 200V198H26ZM27 200H26V202H28ZM223 200H225V199H223ZM246 203H248L249 206L252 208H255L257 206L256 203H253L252 197H249V199L247 200ZM107 204H110V206H111V212L108 214L105 213V207ZM118 205H120V206H118ZM234 205H235V202H233V205H232L233 210L235 209ZM28 208H30V207H28ZM259 209H261V208H259ZM258 211L264 212L263 209L258 210ZM229 212H228V214H229ZM189 213H190V211L189 212L187 211L186 215H188ZM14 214L10 215V213H7V215L3 216V225H2L3 231H2V234L0 233V239H2L3 241H6L5 242L6 246L8 247V251L11 255L17 254L20 252V250H22V254L26 255L27 257H30V258L24 262H21V263L19 261H18L19 262L18 263V262H8V261L2 260V261H0V264H15V263H18V264H56L58 262L57 261L58 260V253H57L58 249L56 248V244L58 245V242H59L58 240L64 241L63 242L64 244L63 243H61V244L67 247V249H64V250H70L68 252L72 251L75 253L76 252L82 253L85 250V251H87L89 256H92V257H86V258L83 256L82 257H71V258L69 256L65 257L67 260H70L71 264H77V263L78 264H80V263H82V264L87 263L88 264V262L92 263L94 261V258L99 259V260H108L109 259L108 255L100 254V249H99L100 247L98 246L99 244L96 245L95 243H92L89 240L83 242V241H81V238H79L78 235H77L78 237H67V238L59 237L58 239H56V236H55L54 240H52V242L54 243L53 252L50 253L52 258L49 260L37 259V258H41V257L44 258L45 252L43 253L42 250L39 249L40 246L35 245L33 243H24L23 244V243H21V241H23V240L25 241V239H29L30 236H27L28 234H30V235H31V233L33 235L41 234L42 228L36 227V224H37L36 221H35L36 224L32 222V220L34 221V219H36V218H34V216H30L31 214L29 215L26 213V214H22L21 216L17 215V214L14 215ZM5 216H6V219H5ZM229 220H230V218L228 217L227 221H229ZM195 222L197 224H201V225L205 226L206 228H207V226L209 227V225H212V224L223 225V223L225 222V216L222 214H219L217 216L211 217V219H209L208 222H207L206 216H205L204 218H200V219L196 220ZM260 222L264 223V220H262V221L260 220ZM127 224L130 225L128 229L126 227ZM231 226L234 228L235 224L233 223ZM63 228H65V227H63ZM120 228H118V229H120ZM124 228H126V232H124ZM76 229H78V228H76ZM76 229L71 228V231H70V229L69 230L66 229L65 232L66 233L67 232L73 233V232H75L74 230H76ZM254 229H255V233H254V231L253 232L251 231V233H250L247 230L246 233L244 234L245 235L244 238L246 240H243V238H242L244 243L242 242V244L237 245V246H239V248H241V249H239V250H241V251H239V253H241V252L242 253L259 252V253H262V256H263L264 255V225H255ZM127 230H128V233H127ZM164 230L170 231L168 228H163V231ZM99 231L102 232L101 230H99ZM118 231H120V230H118ZM248 233H250V234H248ZM125 234H126V236H125ZM237 234L240 235L239 239H237ZM35 237H37V236H35ZM172 238H174V241L177 240V237L175 234L173 235ZM169 240H170V238H169ZM17 241H18V243H17ZM31 242H33V241H31ZM65 242L66 243L68 242L70 244V246L65 245ZM170 242L171 241H169L168 244H170ZM234 250H236V248H234ZM63 251H61V252H63ZM137 253H141L142 255L145 254L146 257H143L144 255L141 257L136 256ZM226 253H224V255ZM124 254H125V252H124ZM165 254H167V256ZM201 254H199V255H201ZM256 254H254V255H256ZM147 255H151V256H147ZM155 255H157V256H155ZM158 255H164L166 257H162V256H158ZM169 255H174L175 257H171V256L169 257ZM45 256H46V254H45ZM257 256H259V255H257ZM61 258H60V260H61ZM65 258H63V259L65 261H67ZM118 258L120 261L122 260L121 264H124L123 260L126 258V256L122 255V257L118 256ZM129 258L130 257H128V259ZM181 258H185V256L184 257L182 256ZM202 258L204 259L205 257H202ZM202 258H201V261H202ZM187 260H188V258H187ZM211 263H213V262H211ZM118 264H120V263H118ZM206 264H208V263H206ZM218 264H220V261Z\"/></svg>", "mask_w": 264, "mask_h": 264}]
</instances>
